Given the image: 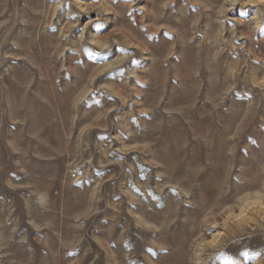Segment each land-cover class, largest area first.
Masks as SVG:
<instances>
[{
    "label": "rangeland",
    "instance_id": "1",
    "mask_svg": "<svg viewBox=\"0 0 264 264\" xmlns=\"http://www.w3.org/2000/svg\"><path fill=\"white\" fill-rule=\"evenodd\" d=\"M0 264H264V0H0Z\"/></svg>",
    "mask_w": 264,
    "mask_h": 264
}]
</instances>
